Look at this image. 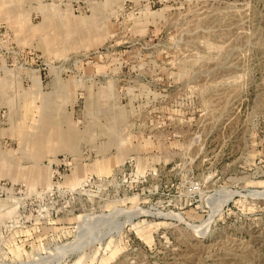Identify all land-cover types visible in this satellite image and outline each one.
Listing matches in <instances>:
<instances>
[{"label":"rangeland","instance_id":"obj_1","mask_svg":"<svg viewBox=\"0 0 264 264\" xmlns=\"http://www.w3.org/2000/svg\"><path fill=\"white\" fill-rule=\"evenodd\" d=\"M263 190L264 0H0V264H264Z\"/></svg>","mask_w":264,"mask_h":264},{"label":"bare ground","instance_id":"obj_2","mask_svg":"<svg viewBox=\"0 0 264 264\" xmlns=\"http://www.w3.org/2000/svg\"><path fill=\"white\" fill-rule=\"evenodd\" d=\"M255 194H257V195H259L260 197H264V190L263 191H261V192H254ZM232 196V192H229V191H227V190H225V189H223V190H219V191H217L214 195H212L211 196V198H209L210 200V202H211V209H210V212H209V215H208V218L206 219V221L204 222V224H205V226L207 227L208 226V223L213 219V217L222 209V207H223V205L226 203V201L230 198ZM208 200V199H207ZM114 212V211H113ZM112 215H113V218H114V213H112ZM97 216V215H96ZM91 217V218H89L88 219V221L87 222H85V223H82V224H80L79 226H78V228H77V234H76V236H75V238H73L71 241H69V242H67V243H64L63 245H61V246H59L58 248H56V249H54L53 251L51 250V252H49L51 255H53V256H55V257H58V255H60V253H62L63 251H67V253H68V250L70 251V250H73V249H75V248H79V247H81V245H83V243L86 241L87 242V240L92 236V238L94 239V237L96 236L97 237V235L98 234H94V233H97V232H99V229L101 230V227H99L100 225L99 224H101V221H104V219L108 216V217H110L111 216V214L110 215H107L106 217L104 216V215H100V217H105V218H100V217ZM107 217V219H109ZM109 220H114V219H112V218H110ZM105 221H107L106 219H105ZM108 222V221H107ZM110 222V221H109ZM108 222V223H109ZM114 223V222H113ZM211 223V222H210ZM106 224V223H105ZM103 225H104V223H103ZM117 225V224H116ZM192 225V224H191ZM190 225V226H191ZM196 225V224H195ZM203 225V224H202ZM109 226V225H108ZM192 228H194V230L196 231V232H202L201 231V226L200 227H193L192 226ZM202 228H204V227H202ZM207 229V228H206ZM205 229V230H206ZM193 230V229H192ZM204 232V231H203ZM202 232V233H203ZM201 234V233H200ZM91 238V239H92ZM90 241V240H89ZM85 242V243H86ZM84 243V244H85ZM50 254H48V255H50ZM64 255L66 254V253H63ZM64 255H61V256H64ZM60 256V258H57V259H61L62 257ZM43 256H41V258L40 257H38L37 259L38 260H42V259H44L45 260V256H44V258H42ZM48 257V256H47ZM51 258V256L48 258V260ZM37 259H35V260H37ZM53 260V259H52ZM58 261V260H57ZM34 262V261H33ZM43 262V261H42ZM30 264L32 263V261L31 262H29ZM35 263H36V261H35ZM35 263H32V264H35ZM27 264V263H26ZM37 264V263H36ZM39 264V263H38ZM49 264V263H48Z\"/></svg>","mask_w":264,"mask_h":264},{"label":"built area","instance_id":"obj_3","mask_svg":"<svg viewBox=\"0 0 264 264\" xmlns=\"http://www.w3.org/2000/svg\"><path fill=\"white\" fill-rule=\"evenodd\" d=\"M253 198H255V199H264V198H257V197H254V196H252Z\"/></svg>","mask_w":264,"mask_h":264}]
</instances>
